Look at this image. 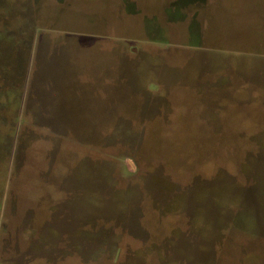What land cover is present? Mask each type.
<instances>
[{"label":"rangeland","instance_id":"374dc122","mask_svg":"<svg viewBox=\"0 0 264 264\" xmlns=\"http://www.w3.org/2000/svg\"><path fill=\"white\" fill-rule=\"evenodd\" d=\"M0 264H264V0H0Z\"/></svg>","mask_w":264,"mask_h":264}]
</instances>
